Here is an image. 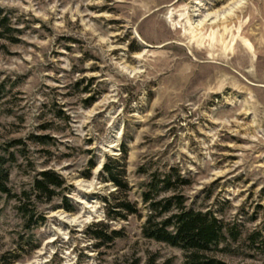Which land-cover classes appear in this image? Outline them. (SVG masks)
Wrapping results in <instances>:
<instances>
[{
  "label": "rangeland",
  "instance_id": "rangeland-1",
  "mask_svg": "<svg viewBox=\"0 0 264 264\" xmlns=\"http://www.w3.org/2000/svg\"><path fill=\"white\" fill-rule=\"evenodd\" d=\"M231 1L0 0V264H185L143 235L165 174L153 202L241 233L209 256L264 264V0L187 17ZM42 172L64 182L52 199Z\"/></svg>",
  "mask_w": 264,
  "mask_h": 264
},
{
  "label": "trees",
  "instance_id": "trees-1",
  "mask_svg": "<svg viewBox=\"0 0 264 264\" xmlns=\"http://www.w3.org/2000/svg\"><path fill=\"white\" fill-rule=\"evenodd\" d=\"M4 165V160L0 158V193L7 194L9 175ZM112 179L119 184L115 177ZM172 179V174H165L162 179L151 184L150 192H155L157 195L161 189L165 191L172 189ZM176 180L180 181V176H176ZM63 185L60 176L53 172H42L35 179L34 191L52 199L55 195L54 190L62 188ZM161 186L163 187L160 188ZM150 192L145 193V201H152L150 214L143 227V235L146 238L183 249L187 253L185 264H226L209 256V253L225 241L226 234H229L234 241H238L241 233L236 227L228 229L211 211L203 212L187 208L179 197L153 202L154 196ZM173 201H177V209L172 208ZM125 207L131 214L136 213L134 207L129 205Z\"/></svg>",
  "mask_w": 264,
  "mask_h": 264
},
{
  "label": "bare ground",
  "instance_id": "bare-ground-1",
  "mask_svg": "<svg viewBox=\"0 0 264 264\" xmlns=\"http://www.w3.org/2000/svg\"><path fill=\"white\" fill-rule=\"evenodd\" d=\"M246 0H233L229 2L223 11L215 12V13H205L204 10L199 11L197 6L190 7L188 12V16L190 18V27L192 29H202L206 25L215 26L220 23H226L229 19H231L234 14L245 4ZM247 2V1H246ZM197 4V3H196ZM199 8V7H198ZM224 8V7H223ZM222 10V9H221ZM184 19V18H183ZM226 35V34H225ZM223 37V36H222ZM224 39V38H223ZM209 42V41H208ZM194 45V44H193ZM207 47V46H206ZM194 48V47H193ZM197 49V47H196ZM207 49V48H206ZM219 49V47H218ZM194 50V49H193ZM226 50V49H225ZM198 51V50H197ZM222 53V52H221ZM225 53V52H224ZM208 54V53H207ZM213 54V53H212ZM227 54V53H226ZM198 55V54H197ZM228 55V54H227ZM213 56V55H212ZM217 56V55H216ZM214 57V56H213ZM215 58V57H214Z\"/></svg>",
  "mask_w": 264,
  "mask_h": 264
}]
</instances>
